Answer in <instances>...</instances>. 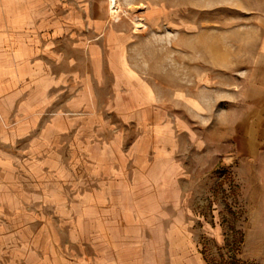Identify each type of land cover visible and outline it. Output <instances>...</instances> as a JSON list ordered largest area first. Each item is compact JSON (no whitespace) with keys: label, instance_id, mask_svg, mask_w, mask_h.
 Wrapping results in <instances>:
<instances>
[{"label":"crops","instance_id":"1","mask_svg":"<svg viewBox=\"0 0 264 264\" xmlns=\"http://www.w3.org/2000/svg\"><path fill=\"white\" fill-rule=\"evenodd\" d=\"M106 14L103 0H0V264H81L58 253L51 240L50 253L41 256L40 242L8 227L10 216L23 220L26 204L67 206L59 218L70 221V248L91 246L97 264L142 261L132 238L143 234L151 241H145L144 264L160 258L205 264L191 239L195 225L182 185L157 187L131 176L147 149L123 150L121 142L129 139L121 128L134 124L149 140L168 141L161 122L168 118L153 110L126 71L123 36L113 31L101 42ZM258 20L262 63L253 70L256 80L247 85L238 120L240 158L264 187V15ZM14 51L21 56L15 59ZM89 64L98 78L83 72ZM104 67L114 78L110 86L102 84ZM14 141L26 147L13 153ZM27 186L34 195L20 198ZM159 235L170 237L167 254L153 253Z\"/></svg>","mask_w":264,"mask_h":264},{"label":"rangeland","instance_id":"2","mask_svg":"<svg viewBox=\"0 0 264 264\" xmlns=\"http://www.w3.org/2000/svg\"><path fill=\"white\" fill-rule=\"evenodd\" d=\"M117 1L119 10L113 12L112 0H103L107 27L101 42L113 31L123 36L126 71L143 86L153 110L167 115L161 122L168 125L170 136L168 141H152L134 124L121 128L129 139L121 142L123 150L141 144L147 149L142 168L131 171L133 180L158 182L157 187L182 185L187 216L195 225L191 239L205 264H264V187L248 161L240 158L238 120L247 85L256 80L253 70L262 63L258 19L264 15V0ZM20 56L14 51L15 59ZM83 72L98 78L91 64L83 66ZM100 77L102 84H114L106 67ZM103 141L105 146L108 141ZM25 147L9 144L13 153ZM21 191L20 198L34 195L28 186ZM66 207L26 204L23 220L10 216L8 227L26 233L30 242H40L41 256L50 253L51 240L58 253L81 264H97L91 246L70 248L65 233L70 221L59 218ZM168 239L153 237V253L163 249L167 254ZM132 240L142 260L135 264H144L149 255L145 241L151 244L150 238L143 234ZM157 262L174 264L169 258L153 264Z\"/></svg>","mask_w":264,"mask_h":264},{"label":"bare ground","instance_id":"3","mask_svg":"<svg viewBox=\"0 0 264 264\" xmlns=\"http://www.w3.org/2000/svg\"><path fill=\"white\" fill-rule=\"evenodd\" d=\"M112 2H113V5H112V10H113V12L118 11V10H119L118 1H117V0H112ZM110 9H111V8H110ZM111 13H112V11H111ZM111 13H110V14H111ZM112 15H113V13H112Z\"/></svg>","mask_w":264,"mask_h":264}]
</instances>
